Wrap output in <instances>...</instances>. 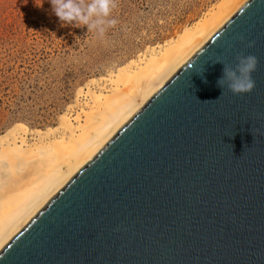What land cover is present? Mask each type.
<instances>
[{"label": "water", "instance_id": "1", "mask_svg": "<svg viewBox=\"0 0 264 264\" xmlns=\"http://www.w3.org/2000/svg\"><path fill=\"white\" fill-rule=\"evenodd\" d=\"M241 53L258 59L255 87L222 95L217 80ZM0 264H264V0L176 72Z\"/></svg>", "mask_w": 264, "mask_h": 264}, {"label": "rangeland", "instance_id": "2", "mask_svg": "<svg viewBox=\"0 0 264 264\" xmlns=\"http://www.w3.org/2000/svg\"><path fill=\"white\" fill-rule=\"evenodd\" d=\"M223 1L118 0L117 24L102 41L62 25L49 0H0V137L23 125L59 138L62 117L84 101L80 91L110 92L120 71L175 43Z\"/></svg>", "mask_w": 264, "mask_h": 264}, {"label": "bare ground", "instance_id": "3", "mask_svg": "<svg viewBox=\"0 0 264 264\" xmlns=\"http://www.w3.org/2000/svg\"><path fill=\"white\" fill-rule=\"evenodd\" d=\"M248 1L224 0L175 43L120 71L110 92L88 85L59 138L23 125L0 137V251Z\"/></svg>", "mask_w": 264, "mask_h": 264}, {"label": "clouds", "instance_id": "4", "mask_svg": "<svg viewBox=\"0 0 264 264\" xmlns=\"http://www.w3.org/2000/svg\"><path fill=\"white\" fill-rule=\"evenodd\" d=\"M49 3L62 25L86 27L87 33L102 41L106 40L109 30L117 24L113 11L118 0H49ZM36 6L42 7V0H37ZM236 61L235 70L226 65L223 76L217 80L222 95L225 84L228 91L236 96L250 94L255 87L252 74L257 70L258 59L254 55L241 53ZM201 78L204 79L203 76ZM204 82L207 83L206 79Z\"/></svg>", "mask_w": 264, "mask_h": 264}]
</instances>
